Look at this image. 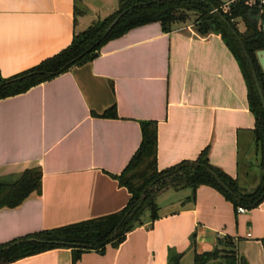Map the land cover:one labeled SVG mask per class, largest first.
Listing matches in <instances>:
<instances>
[{
    "label": "crops",
    "instance_id": "0c3cea01",
    "mask_svg": "<svg viewBox=\"0 0 264 264\" xmlns=\"http://www.w3.org/2000/svg\"><path fill=\"white\" fill-rule=\"evenodd\" d=\"M117 8L118 0H0V77L58 54ZM112 106L117 116H101ZM149 120L158 123L159 170L207 149L241 188L259 185L263 152L239 59L220 34H202L191 21L171 32L151 22L109 40L92 61L0 100V177L43 172L41 193L0 209V245L124 209L131 193L118 177ZM156 201V220L144 216L121 243L87 251L77 264H168L170 253L184 264L225 237L250 264H264V199L239 212L201 185L166 189ZM10 264H73V254L55 248Z\"/></svg>",
    "mask_w": 264,
    "mask_h": 264
},
{
    "label": "trees",
    "instance_id": "16d2710c",
    "mask_svg": "<svg viewBox=\"0 0 264 264\" xmlns=\"http://www.w3.org/2000/svg\"><path fill=\"white\" fill-rule=\"evenodd\" d=\"M222 0H118V8L104 19L91 24L87 29L75 34L72 43L58 54L43 60L38 65L10 78L0 77V100L27 92L32 87L51 80L67 72L74 66L92 61L103 44L120 37L131 29L159 21L165 32H171L177 23L190 22L193 12L196 16L193 23L199 32L218 33L226 41L235 56L239 59L249 86L250 108L256 117V143L263 152L261 181L253 190L243 189L237 180L214 167L208 157V150L201 152L196 160H185L175 167L159 170L157 164L158 123L154 120L142 122V142L126 169L118 177L120 183L131 193L128 205L117 213L85 221L68 224L52 229L38 231L0 245V264H10L55 248L72 250L73 264H77L83 253L90 250H104L108 244L118 245L126 235L144 223L146 211L152 221L158 218L157 196L166 189L192 188L194 191L201 185H210L218 189L236 206L251 209L264 199V107L257 91L252 65L246 58L243 45L250 54L264 91V71L258 61L256 52L264 49V10L251 7L244 0L232 3L229 11L221 10ZM219 8L231 25L238 31L242 43L234 36L232 30L224 23ZM128 12L114 26L110 33L101 40L108 26L120 13ZM242 24L243 30L238 27ZM87 51V52H86ZM76 63L66 66L73 58L84 53ZM29 73H36L25 79L18 78ZM54 73V74H53ZM117 116L115 106L101 116ZM216 172L226 183L231 193L224 189L210 173ZM43 172L41 167H32L18 176L0 177V209L20 206L31 194L41 193ZM150 185L152 187L147 189ZM147 189V190H146ZM238 207V208H239ZM118 234L114 229L121 222ZM28 238L53 240L69 244H44L28 241ZM24 240L18 244L17 241ZM195 243V239H193ZM183 254L170 253L168 264H183ZM193 264H250L245 257L238 255L236 243L225 237L222 247L211 251L194 252Z\"/></svg>",
    "mask_w": 264,
    "mask_h": 264
},
{
    "label": "water",
    "instance_id": "95a60500",
    "mask_svg": "<svg viewBox=\"0 0 264 264\" xmlns=\"http://www.w3.org/2000/svg\"><path fill=\"white\" fill-rule=\"evenodd\" d=\"M128 12V10L120 13L119 15H117V17H115V19L112 21V23L108 26V28L106 29L104 35L102 36L101 40L104 39L109 33L110 31L114 28V26L120 21V19ZM219 15L220 17L222 18V20L224 21V23L232 30L234 36L242 43L243 45V42L239 36V33L238 31L231 25V23L226 19V17L221 13L219 12ZM243 50H244V54L246 56V58L250 61L251 65H252V75H253V79H254V82H255V85H256V88H257V91L259 93V96L261 98V101H262V104H263V107H264V91L262 89V86H261V83H260V80H259V77H258V74L256 72V69L254 68V65L252 63V60H251V57H250V54L248 53V51L246 50L245 46L243 45ZM87 52V51H86ZM82 53L80 55H78L77 57L73 58L69 63H67L66 66H69L71 64H74L76 63L80 58H82L84 56V54L86 53ZM257 54V58H258V61L264 71V49L262 50H258L256 52ZM36 73H29L27 75H24L20 78H18L17 80H20V79H25L29 76H32ZM54 74V73H53ZM210 173L213 175V177L217 180V182L224 188L226 189L228 192L231 193V190L229 189V187L226 185V183L218 176V174L212 170H210ZM152 187V185H150L147 189H150ZM146 189V190H147ZM123 220L117 225V227L114 229V235H117L118 234V229L120 227V225L122 224ZM28 241H32V242H37V243H44V244H69V245H78V244H75V243H66V242H61V241H53V240H41V239H38V238H28L27 239ZM24 240H20V241H17L15 242L14 244H18L20 242H22ZM10 248V246L8 247H5L3 249H1L0 251H3V250H6Z\"/></svg>",
    "mask_w": 264,
    "mask_h": 264
},
{
    "label": "built area",
    "instance_id": "2783aa9c",
    "mask_svg": "<svg viewBox=\"0 0 264 264\" xmlns=\"http://www.w3.org/2000/svg\"><path fill=\"white\" fill-rule=\"evenodd\" d=\"M237 1H240V0H222L223 4L221 5V10L224 13H227L229 11V6L232 3H235ZM244 1L247 2V4L250 5L251 7L257 8V9H259L260 12H263V10H264V0H244ZM213 11L214 12H220V9L219 8H214ZM238 211L239 212H244V211H246V209L243 208V207H239Z\"/></svg>",
    "mask_w": 264,
    "mask_h": 264
},
{
    "label": "rangeland",
    "instance_id": "374dc122",
    "mask_svg": "<svg viewBox=\"0 0 264 264\" xmlns=\"http://www.w3.org/2000/svg\"><path fill=\"white\" fill-rule=\"evenodd\" d=\"M81 7H82V4H81ZM189 15H191L192 16V21L191 22H193V18L196 16L193 12H189ZM238 27H239V29H241V28H243V26H242V24L240 23L239 25H238ZM261 172V171H260ZM263 172V171H262ZM256 173H259V170L258 169H256ZM256 177V176H255ZM149 211H146V213H145V216H149ZM184 264H193V259H191V261L190 262H188V260L187 261H185L184 262Z\"/></svg>",
    "mask_w": 264,
    "mask_h": 264
}]
</instances>
